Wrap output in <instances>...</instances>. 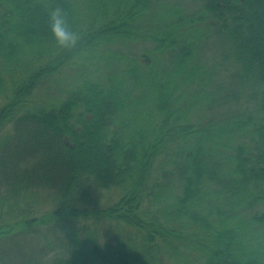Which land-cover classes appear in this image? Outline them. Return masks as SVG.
<instances>
[{
  "label": "trees",
  "instance_id": "obj_1",
  "mask_svg": "<svg viewBox=\"0 0 264 264\" xmlns=\"http://www.w3.org/2000/svg\"><path fill=\"white\" fill-rule=\"evenodd\" d=\"M80 1L0 0V264H264V0H198L156 19L152 0H91L87 18ZM46 4L68 10L75 48L56 46ZM206 28L228 44L236 101L212 129L180 105ZM113 37L140 41L131 63L168 55L166 79L128 67L114 85L58 87ZM137 89L150 116L133 110Z\"/></svg>",
  "mask_w": 264,
  "mask_h": 264
},
{
  "label": "rangeland",
  "instance_id": "obj_2",
  "mask_svg": "<svg viewBox=\"0 0 264 264\" xmlns=\"http://www.w3.org/2000/svg\"><path fill=\"white\" fill-rule=\"evenodd\" d=\"M120 2V0H116ZM179 1V2H177ZM123 2L121 5H125ZM119 4V3H117ZM195 4H198V0L193 2H183L182 0H152L149 9L152 16L165 17L174 16L176 10L187 9V11H193L198 8ZM120 5V4H119ZM80 11L83 16L90 17V15H96L99 11V5L91 0H81L79 3ZM148 14V10L146 11ZM153 19L155 24L157 20ZM173 18H170L172 21ZM162 26L169 22L162 19L159 21ZM133 35L135 33L132 32ZM199 41L198 47L195 53L197 70L194 76H190L187 80L194 81L193 93L189 98L180 102L182 106L181 113L186 114L191 119L201 117L199 120L203 124L204 128L212 129V127L225 126L226 121L231 117L236 109L234 108L236 101L233 95L235 88L229 85L227 88L226 80H231L234 85V78L232 72L234 69L231 63V53L229 51L226 40L221 38L220 34L213 29H202L198 32ZM143 47L140 46V41L133 44L130 38L113 37L110 40L102 42L101 46L93 49L90 52H86L83 62H77L63 69L58 78V87L63 90H68L77 85H82L87 80L95 81L102 80L106 85L116 83V80H130L127 76H120L119 73L122 69L128 67L131 70L137 68L142 74L145 75L146 80H165L166 77L161 75L160 68H170L171 64L168 61V55L161 56L162 53L157 55L163 58L160 64H152L150 69L148 66L141 65L139 63H131L130 58L135 53L141 52ZM229 71V74H228ZM151 74V77L149 76ZM152 78V79H151ZM172 80V78H171ZM223 84L222 88H218V83ZM149 87L151 81L148 82ZM228 89V92H227ZM180 90L179 92L183 91ZM139 98L138 104L133 109L139 114L147 116L151 115V96L147 95L140 89H137L134 97ZM132 101L134 98L129 97ZM246 98H242L239 102V108H243L246 104ZM3 99L0 100L2 102ZM141 101V103H140ZM138 106V107H137ZM241 114H244V109L238 110ZM127 112H130L127 111ZM52 205L56 203L55 197L50 195ZM54 198V199H53ZM46 201V199H45ZM44 200L42 201L45 202Z\"/></svg>",
  "mask_w": 264,
  "mask_h": 264
},
{
  "label": "clouds",
  "instance_id": "obj_3",
  "mask_svg": "<svg viewBox=\"0 0 264 264\" xmlns=\"http://www.w3.org/2000/svg\"><path fill=\"white\" fill-rule=\"evenodd\" d=\"M48 26L56 46L62 50L75 48L81 39L80 33L70 23V14L62 4L47 6Z\"/></svg>",
  "mask_w": 264,
  "mask_h": 264
},
{
  "label": "water",
  "instance_id": "obj_4",
  "mask_svg": "<svg viewBox=\"0 0 264 264\" xmlns=\"http://www.w3.org/2000/svg\"><path fill=\"white\" fill-rule=\"evenodd\" d=\"M67 139V138H66Z\"/></svg>",
  "mask_w": 264,
  "mask_h": 264
}]
</instances>
